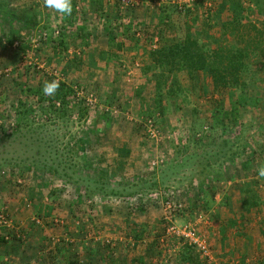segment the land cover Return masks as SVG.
Here are the masks:
<instances>
[{"label": "rangeland", "instance_id": "374dc122", "mask_svg": "<svg viewBox=\"0 0 264 264\" xmlns=\"http://www.w3.org/2000/svg\"><path fill=\"white\" fill-rule=\"evenodd\" d=\"M98 1L72 0L66 16L44 0H0V264H264V38L251 54L233 29L255 26L258 40L264 0H238L240 23L227 29L222 0L151 2V25L135 20L141 0L129 10L104 0L118 17L117 48L125 33L153 55L168 20L183 42L205 28L219 48L247 52L239 85L218 88L179 70L147 80L129 58L102 75L87 67L75 28L99 25ZM20 13L37 24L14 20ZM54 80L66 86L59 100L43 93ZM170 202L181 206L172 216Z\"/></svg>", "mask_w": 264, "mask_h": 264}, {"label": "trees", "instance_id": "16d2710c", "mask_svg": "<svg viewBox=\"0 0 264 264\" xmlns=\"http://www.w3.org/2000/svg\"><path fill=\"white\" fill-rule=\"evenodd\" d=\"M238 0H222V3L219 5L218 10V16L217 17H223V14L227 10H231V20L229 23L225 24V28H228V25H235L240 23V14L242 12L241 6H239ZM173 12L176 13H183L188 14V17H190V13L192 12L190 9L180 11L178 7L174 6ZM171 9L167 10L170 12ZM261 12V11H260ZM205 13V12H204ZM209 17V16H208ZM14 20H18L19 22L26 23L28 25H35L37 24L36 16H34L33 13H20L13 14ZM168 19V18H167ZM216 19V18H215ZM212 16L211 19L208 18V22L210 23H216L217 20H215ZM211 20V21H209ZM206 21V18H205ZM207 22V25H208ZM174 22L168 21L162 25L159 30V34L162 37V43L163 47L153 54V62L158 66L159 71H161V75L166 72L172 73L176 70L179 71H186L191 78V82L195 83L198 81V76L202 74H206V76H212L214 78V86L218 88V86L223 85L226 86L229 84V82H232V85H239L238 84V77L236 75H239V71L241 72L247 70V65L245 63V60L247 59L246 53L242 49L235 48L232 50H228L226 48H219V42L215 41L213 42L212 35L209 34L208 29L202 28V31H198L196 27H192L196 31L197 38L192 39L191 33L190 36H187V40L184 42H180L175 45L168 46L165 34L169 32L170 30H173L174 32L180 31L183 32V29L181 26H178V24H173ZM205 22L203 23V25ZM177 27H176V26ZM207 25H204L207 28ZM211 27V25H209ZM251 28V29H250ZM205 29V31H203ZM235 29L238 34L239 38L244 44L246 42L247 47H250L251 45L253 48H248L251 54H255L257 47H260L259 45L261 39L264 38V32H258L257 37L256 35H252V33L256 30L255 26L245 27V32H241L240 30ZM191 30V28H190ZM192 31V30H191ZM205 37L207 40L211 41V43L205 44L206 46L201 44V38ZM254 36V37H253ZM212 45V46H211ZM264 45V44H262ZM214 47V48H213ZM264 47V46H263ZM264 51V49H263ZM264 53V52H263ZM242 71V72H243ZM178 73V71H177ZM227 76H230L227 77ZM240 76V75H239ZM165 77V76H164ZM178 83V81H176ZM66 86L64 84H61L58 89V95L55 97L56 100H59L60 96L63 95V91L65 90ZM142 232V231H141ZM133 235L135 237L139 236V233L137 231L133 232ZM152 247V246H151ZM188 246V251H192L193 249ZM188 251L186 250V258L191 260V255L188 256ZM185 253V254H186ZM152 252L150 249L148 250L147 256H151Z\"/></svg>", "mask_w": 264, "mask_h": 264}, {"label": "crops", "instance_id": "0c3cea01", "mask_svg": "<svg viewBox=\"0 0 264 264\" xmlns=\"http://www.w3.org/2000/svg\"><path fill=\"white\" fill-rule=\"evenodd\" d=\"M155 1L160 2L161 0H141L140 5L137 7L136 12H135V15H136L135 17H137L135 18V20L138 24L142 21L146 22V20H148L147 21L148 24L151 25L152 23L151 18H153V12L157 9L155 8L153 11H149V9L146 6L147 4H151V2H155ZM162 2L169 4V0H162ZM90 8L94 10V13L97 14L99 25L95 27L87 26V27H82V28L80 27L75 28L76 31L78 30V33H81L80 36L83 37V39L79 41V43L81 44L80 50L83 51L85 49L86 52L90 50L89 52L92 53L91 61L90 62L85 61V65L87 67L92 68L93 71L97 70L96 73L99 71L98 74L102 75L104 74L102 73V69L114 68L113 59H115L117 62H119L118 59H120V62H122L123 60H126L127 58H129V59L136 61L139 64V66L142 68V71H144L142 72V77L143 78L147 77V80H150L151 77H153V75L157 73V70H159L158 66L153 62V55L151 54V51L145 48H142V49L139 48L141 47V44H136L135 41H134L135 43L134 42L126 43L125 37H128V36H126L127 34L125 35V33L121 35L122 39L116 40V42H119V45H118V48L115 47L112 39L113 37L117 38L116 37L117 30H114L113 27H110V25H111V22H113L115 19L118 20L116 13L114 14L112 12L111 6L109 7V5H107L106 1L104 0L103 1L99 0L98 3H95L94 5L90 6ZM92 12L93 11H91V13ZM88 18H90V16ZM138 19L140 20V22H138L139 21ZM160 19L162 20V18ZM144 22L143 24H145ZM121 28H119L120 32H124ZM169 32L171 35L169 33L165 34V39H166L165 42H167L168 46L183 42V39H181L182 33L180 31L174 32L173 30H170ZM94 39L96 41V44H95ZM92 40L94 41V43ZM100 40H101V43H99ZM162 47H158V50L161 49ZM70 49L72 50L73 47H70ZM117 51H119V53ZM78 52L79 51L77 50L75 51V54L77 55V57L79 56ZM141 52L143 53L141 54ZM72 64L73 65H70V66H73L75 71L76 69L78 70L83 67V65H80V62L72 63ZM100 78L101 77H99V79ZM177 81L178 83L180 82L179 80Z\"/></svg>", "mask_w": 264, "mask_h": 264}, {"label": "clouds", "instance_id": "9594fccd", "mask_svg": "<svg viewBox=\"0 0 264 264\" xmlns=\"http://www.w3.org/2000/svg\"><path fill=\"white\" fill-rule=\"evenodd\" d=\"M44 6L66 16H71L73 12L72 0H44ZM59 87L58 80L51 82L46 81L43 87V93L44 95H53ZM256 171L257 178L264 180V164L259 165Z\"/></svg>", "mask_w": 264, "mask_h": 264}, {"label": "built area", "instance_id": "2783aa9c", "mask_svg": "<svg viewBox=\"0 0 264 264\" xmlns=\"http://www.w3.org/2000/svg\"><path fill=\"white\" fill-rule=\"evenodd\" d=\"M114 2H117L119 4V6H121V8L124 9H131L132 7L135 6V4H137L138 0H112ZM167 212L169 216H172L175 212L179 211V209H181V206H179L178 204L174 203V202H170L167 204ZM2 219V217H1ZM175 228L172 229V231H174ZM180 236L182 239H186L187 241H189L190 245H194L197 247L198 250L202 251L205 255V257H209V251L207 246L203 243H200L196 237L197 234L195 233V230H185L184 232H179ZM183 236V237H182Z\"/></svg>", "mask_w": 264, "mask_h": 264}]
</instances>
